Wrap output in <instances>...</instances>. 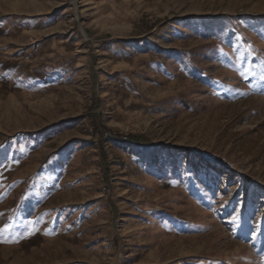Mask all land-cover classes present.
<instances>
[{"label": "rangeland", "instance_id": "374dc122", "mask_svg": "<svg viewBox=\"0 0 264 264\" xmlns=\"http://www.w3.org/2000/svg\"><path fill=\"white\" fill-rule=\"evenodd\" d=\"M0 264H264V0H0Z\"/></svg>", "mask_w": 264, "mask_h": 264}, {"label": "trees", "instance_id": "16d2710c", "mask_svg": "<svg viewBox=\"0 0 264 264\" xmlns=\"http://www.w3.org/2000/svg\"><path fill=\"white\" fill-rule=\"evenodd\" d=\"M133 140H137V139H133ZM137 141H139V140H137Z\"/></svg>", "mask_w": 264, "mask_h": 264}]
</instances>
